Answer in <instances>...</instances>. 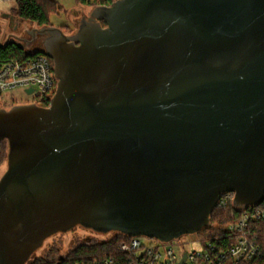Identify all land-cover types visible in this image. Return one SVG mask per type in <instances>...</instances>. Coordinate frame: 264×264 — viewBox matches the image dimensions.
Returning <instances> with one entry per match:
<instances>
[{"label": "water", "instance_id": "water-1", "mask_svg": "<svg viewBox=\"0 0 264 264\" xmlns=\"http://www.w3.org/2000/svg\"><path fill=\"white\" fill-rule=\"evenodd\" d=\"M27 35L57 87L48 107L0 109V264L75 227L169 242L225 194L264 200V0H117L70 36Z\"/></svg>", "mask_w": 264, "mask_h": 264}, {"label": "built area", "instance_id": "built-area-1", "mask_svg": "<svg viewBox=\"0 0 264 264\" xmlns=\"http://www.w3.org/2000/svg\"><path fill=\"white\" fill-rule=\"evenodd\" d=\"M12 40L7 39L4 44ZM23 50L27 57L0 64V96L16 89H23L25 93L32 89L30 95H38L33 96L30 103L49 106L57 87L53 66L42 51ZM233 197L232 193L225 194L218 204L222 207L229 204L233 206ZM224 233L223 236L204 241L199 237L187 241L184 244L190 247L188 250L179 248L180 238L161 242L146 237L122 235L125 239L116 246L113 255L94 260L91 264H254L264 260V200L257 206L237 211L226 225ZM93 234L95 239L96 235L102 237L95 242L98 244L109 241L117 233ZM109 235L111 237L105 238Z\"/></svg>", "mask_w": 264, "mask_h": 264}, {"label": "trees", "instance_id": "trees-1", "mask_svg": "<svg viewBox=\"0 0 264 264\" xmlns=\"http://www.w3.org/2000/svg\"><path fill=\"white\" fill-rule=\"evenodd\" d=\"M117 0H76L79 5L110 6ZM13 13L24 21H29L39 27L51 26L50 17L58 14L60 8L53 0H13ZM61 28H66L61 26ZM72 30H69L71 32ZM25 51L15 45H0V64L9 60H21L27 57ZM49 59V58H48ZM53 66V62L49 59ZM48 107V105H46ZM7 144L0 142V166L6 160ZM237 214L236 209L231 205L225 207L219 204L210 215V227L202 230L197 236L201 240L212 239L224 235V229L233 217ZM125 239L120 234H113L109 241L103 243H92L84 245L79 243L67 254L63 260H59V245L54 243L50 246L44 257L37 258L31 264H91L94 260H101L113 255L116 246ZM254 264H264V260H258Z\"/></svg>", "mask_w": 264, "mask_h": 264}, {"label": "rangeland", "instance_id": "rangeland-1", "mask_svg": "<svg viewBox=\"0 0 264 264\" xmlns=\"http://www.w3.org/2000/svg\"><path fill=\"white\" fill-rule=\"evenodd\" d=\"M58 4L60 8L58 14H54L50 17V24L53 27H66L67 33H72L76 31L77 24H75L76 19H80L83 15H88L89 11L98 6H86L77 4L76 0H53ZM13 0H0V33L3 34L1 36V42H5L7 39H12L13 36L18 35L24 39L28 37L27 32L32 29L41 28L29 21H24L18 18L13 13L14 8ZM69 30H72L69 32ZM38 93H34L33 95H27L23 89H16L8 94H3L0 96V101L2 104L0 105V109H10L14 105H20L25 102H31L33 96H37ZM6 170V160L0 166V178L4 174ZM93 233L87 231H74L68 232L65 234H57L48 238L42 245L40 249H38L27 264H31V262L37 258L44 257L47 251L50 249V246L54 243H57L60 250V255L66 256L69 252L75 248L79 243H95L97 240L102 239L101 236L96 235V238ZM104 236V235H103ZM109 236H105V238H109ZM199 236H183L179 239L180 245L179 248L183 250H188L190 247L186 246L184 243L187 241H192L194 238ZM94 239V240H91ZM200 238V237H199ZM182 243V244H181Z\"/></svg>", "mask_w": 264, "mask_h": 264}, {"label": "flooded vegetation", "instance_id": "flooded-vegetation-1", "mask_svg": "<svg viewBox=\"0 0 264 264\" xmlns=\"http://www.w3.org/2000/svg\"><path fill=\"white\" fill-rule=\"evenodd\" d=\"M90 13H91V10L89 11L88 15H83L80 19H76V21H75L76 23H75V24H77V26H78L80 20H81L82 18H88V17L90 16ZM101 25H102L103 27H106L105 24H104L103 22H101ZM58 28L64 33V35L70 36V35L73 34V32H72V33H67L65 28H63V29H62L61 27H58ZM21 38H22V37H21ZM26 39H27V41H30L28 44H26L25 42H22V43L20 44V46L23 47L24 49H30V50H35V51H42V50H43V40H42L41 37H35V38L33 39V38H31L30 36H28ZM23 104H30V102H25V103H23ZM31 104H33V103H31ZM39 106H40V105H39ZM77 230H80V231H87V232H90V233H94V232H92V231H90V230H86V229H83V228H81V227H75V228L72 229L70 232H74V231H77ZM58 255H59V260H60V261L63 260V258L65 257V256L60 255V250H59Z\"/></svg>", "mask_w": 264, "mask_h": 264}, {"label": "crops", "instance_id": "crops-1", "mask_svg": "<svg viewBox=\"0 0 264 264\" xmlns=\"http://www.w3.org/2000/svg\"><path fill=\"white\" fill-rule=\"evenodd\" d=\"M1 36H3V34L0 33V40H1ZM15 36H18V35H15ZM3 41H4V40H3ZM3 41H2V42L0 41V45H3V44H4Z\"/></svg>", "mask_w": 264, "mask_h": 264}]
</instances>
